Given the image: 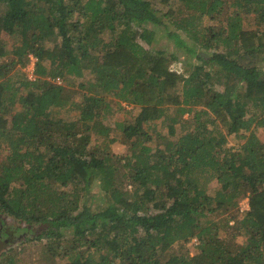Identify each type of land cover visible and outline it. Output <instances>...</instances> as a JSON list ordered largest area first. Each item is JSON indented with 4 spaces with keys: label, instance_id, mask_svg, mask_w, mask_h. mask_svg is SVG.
<instances>
[{
    "label": "trees",
    "instance_id": "1",
    "mask_svg": "<svg viewBox=\"0 0 264 264\" xmlns=\"http://www.w3.org/2000/svg\"><path fill=\"white\" fill-rule=\"evenodd\" d=\"M159 29L205 69L149 48ZM0 59V215L39 227L41 260L264 264V0H0Z\"/></svg>",
    "mask_w": 264,
    "mask_h": 264
},
{
    "label": "rangeland",
    "instance_id": "2",
    "mask_svg": "<svg viewBox=\"0 0 264 264\" xmlns=\"http://www.w3.org/2000/svg\"><path fill=\"white\" fill-rule=\"evenodd\" d=\"M223 18L226 19L229 15L228 13L223 14ZM222 18V19H223ZM226 21V20H225ZM209 22V20L206 18L205 23ZM218 24V23H217ZM263 24V23H262ZM243 27L245 29H262V25L258 22H256V19L254 17H249V19L243 20ZM162 29H159L156 32V35L154 37V41L151 45H149V48L153 49H160L161 51H165V53L171 58L172 60V67L182 73H187L189 68H192L193 66L197 65L198 68L205 69V66H199L198 56L191 57L188 52L184 48L177 47L175 43L171 40H169L167 37L162 36ZM10 39V37L7 35ZM145 45V44H144ZM147 47V45H146ZM17 58L16 55L10 56L9 58L12 59ZM34 56L31 55V62L26 66L25 70L34 67V63L36 62V58H33ZM2 61V59H0ZM264 67V60L261 64ZM196 66V67H197ZM24 70V69H23ZM61 81V80H60ZM79 96H76L75 99H79ZM116 111L115 114L107 119L108 123L112 126L115 125L116 121H123L126 119H129L130 116L136 112L135 106L133 104L127 103L126 101H122L120 106H115ZM77 113L72 112L71 114H63L66 118L74 119L76 117ZM161 124L165 125V121L161 122ZM178 125V131H180ZM181 128V127H180ZM163 133H167V127L162 128ZM184 131V130H183ZM181 132H178L176 136H173L172 138L176 140ZM257 133L259 134V137L264 141V128H259L257 130ZM227 139H228V145L229 146H235L239 145L241 143L240 139H237L234 135H228L226 133ZM98 138L94 136L93 138V144L98 143ZM110 149L119 155H127L129 153V145L126 144L119 134V131L117 130L113 131L111 137H110ZM211 185H216V181H213ZM99 193H97L98 195ZM100 197H97L95 199V204H98ZM240 210L235 214L237 215V219H242L243 214L240 212L241 209H248L249 202L248 198H244L239 203ZM156 211V209H155ZM216 219V217L211 216V218ZM5 219L6 224L4 225V231L0 233V258L2 256H5V252L9 251H18L19 252V264H56L53 260H41L40 255L38 256V253L42 250V244L46 242V240H38L35 239L36 233L39 231V227H30L33 231L29 232V227L26 222H21L19 219H15L12 216L8 215H0V219ZM235 220H231L229 226L227 228L222 227L220 228V234L221 235H227L229 239L234 238L236 241L241 242L244 240L245 236L242 234H239L236 229H234ZM28 232V234H27ZM33 235V236H32ZM192 253L197 252V247H195V244L190 243ZM40 258V259H39ZM53 263H52V262ZM69 261L67 257L59 259L57 261V264H66Z\"/></svg>",
    "mask_w": 264,
    "mask_h": 264
},
{
    "label": "built area",
    "instance_id": "3",
    "mask_svg": "<svg viewBox=\"0 0 264 264\" xmlns=\"http://www.w3.org/2000/svg\"><path fill=\"white\" fill-rule=\"evenodd\" d=\"M33 58H36V57L34 56ZM36 60H37V58H36ZM34 66H35V63H34ZM34 69H35V67H32V68H30V69L27 70L28 78H29L30 80H35L36 77H37V75H36L35 72H34ZM57 80L60 82L59 79H57Z\"/></svg>",
    "mask_w": 264,
    "mask_h": 264
},
{
    "label": "flooded vegetation",
    "instance_id": "4",
    "mask_svg": "<svg viewBox=\"0 0 264 264\" xmlns=\"http://www.w3.org/2000/svg\"><path fill=\"white\" fill-rule=\"evenodd\" d=\"M27 234H28V232H27Z\"/></svg>",
    "mask_w": 264,
    "mask_h": 264
}]
</instances>
